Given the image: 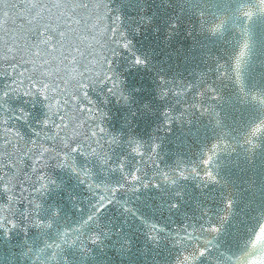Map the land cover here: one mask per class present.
Segmentation results:
<instances>
[{
  "label": "water",
  "instance_id": "water-1",
  "mask_svg": "<svg viewBox=\"0 0 264 264\" xmlns=\"http://www.w3.org/2000/svg\"><path fill=\"white\" fill-rule=\"evenodd\" d=\"M85 2L93 5L90 9L91 31L82 46V50H86L87 45L92 46V54L82 60V63L88 64L89 70L83 76L79 73L62 74L67 88L65 95L72 100L70 107L75 117L82 115L76 111L77 104L91 107L93 113L106 112L108 115L102 118V125L108 132L122 134V141H127L129 136L136 137L146 142L149 150L155 136L160 144L157 157L160 168L144 165L149 177L154 171H170L177 167H197L203 173L200 161L204 159V151L222 137L224 144L231 147L220 152L215 161L213 170L221 183L205 187L197 177H191L170 186L161 183V178L157 177L159 189L150 186L148 189L141 188L139 192L119 190L114 196L115 203L106 209L100 219L102 229H97L95 224L86 225L85 220L94 211L92 205L98 198L110 195L105 187L111 189L124 182L122 175L109 172L95 161L77 158L78 167L91 168V182L100 185L89 190L80 183L78 176L56 168L55 161L49 157L46 171L59 188L53 187L43 198L37 225L26 222L18 229L0 231V264H176L177 257L187 250L175 246L178 236L185 234L183 229L187 227L190 232L195 230L194 234L199 235V230L207 227L209 219L215 221L223 206V196L228 193L237 201L235 214L218 238L213 239L218 236L215 233L201 235V241L207 238L209 243L201 244V247H206L207 254L199 264H238L246 253L245 241L251 231L264 223V138L259 141L262 147L251 153L244 143V136L252 125L264 117V111L250 98L244 101L227 80L216 84L221 99L211 102L215 112L220 114L219 127L210 117L200 116L189 105L198 90L203 91L201 79L205 73H208L209 81L216 79L215 71L209 73V68L215 69L217 62L224 64L225 68L230 67L228 56L238 49L245 30L252 45L244 73L248 90L264 91V15L257 14L251 21L241 16L238 11L241 5L254 8V0ZM103 5H107V10ZM115 10L120 11V19L133 41V51L146 59L148 64L147 67L132 66L130 61L133 57L123 52L117 72L125 81L122 88L128 100L125 102L121 98L117 103L116 98L108 96V103L104 104L102 97L106 93L93 92L91 87H82L80 82L91 85L90 77L100 71L97 61L104 59L106 48L102 46L103 35L111 23L106 13ZM221 22L220 33L213 35L208 31ZM173 24L175 28L171 27ZM73 27L77 31L82 28ZM136 28L140 29L139 34L134 31ZM73 54L81 60L78 52ZM30 67L22 62L15 68L8 62H0V93L11 91L8 86H14L13 78L16 81L23 79L25 83L20 87L27 90ZM21 72L25 75L20 76ZM160 77L173 82L181 80V86L187 85L191 91L180 97L178 102L174 98L160 101L157 99ZM74 92L78 94L72 96ZM85 92L93 105H88ZM166 107L177 116L185 108L188 109L178 122H172L170 131L161 130L165 119L162 112ZM21 109L27 114L26 119L17 118ZM45 119L49 121L47 126L41 123ZM83 119L89 120V114L84 113ZM98 122H101L100 117L95 121L89 120L93 126ZM58 123V118L48 113L44 100L38 95L32 98L13 94L0 108V141L6 133L13 147L25 143L28 147H35L31 141L36 140L37 145H51L52 155H55L54 149L60 145L56 139L59 129L54 126ZM15 132H19L23 141L14 135ZM123 154H126L125 149L121 147L114 159L118 160ZM13 160H20V175L32 176L31 158L25 155L21 159L18 154ZM135 166L134 158L129 157V172ZM177 192L183 194L182 198L176 197ZM3 199L6 201L7 197ZM173 202L178 203L179 208L173 209L170 206ZM125 208L131 211H125ZM206 208L210 209L207 217L204 216ZM15 210L17 219H20V213H26L28 206L18 203ZM57 211L59 214L55 216ZM152 224L164 229L158 234L157 241L148 238L149 225ZM98 234L100 241L93 244L91 238ZM184 243L187 245L189 242Z\"/></svg>",
  "mask_w": 264,
  "mask_h": 264
},
{
  "label": "snow or ice",
  "instance_id": "snow-or-ice-1",
  "mask_svg": "<svg viewBox=\"0 0 264 264\" xmlns=\"http://www.w3.org/2000/svg\"><path fill=\"white\" fill-rule=\"evenodd\" d=\"M254 4V8L242 4L238 9L247 21H251L257 14L264 15V0H254ZM92 7L93 5L85 0H0V62H8L14 68L21 62L24 65H31L27 76V80L30 81L28 89L24 90L20 87L25 83L23 79L16 81L13 78L14 86H8L11 91L0 93V108L7 104V98L10 95L19 93L32 98L38 95L44 100L48 113L55 115L59 120V123L54 126L59 129L56 139L60 141L59 147L54 149L55 155H52L51 145H37V141L33 140L31 144L35 147H28L26 143L16 144L13 147L9 135L7 133L4 135L3 140L0 141V231L18 229L26 222L34 226L38 224L43 208V198L53 187L59 188L56 181L46 171L49 167V157L55 161L56 168L70 171L78 176L80 183L86 185L89 190L98 188L100 185L91 182L93 179L91 168L78 167L77 158L95 161L109 172L122 175L124 182L111 189L105 187L104 190L110 192V195L100 196L98 201L92 205L94 211L90 212L85 220L86 225L95 224L97 229H102L100 219L106 209L115 203L114 196L119 190L139 192L141 188L148 189L150 186L159 189L160 183L156 182L157 177L161 178V183L170 186H175L179 181H187L191 177H197L205 187L221 183L213 170L216 167L215 161L220 152L227 151L231 147V145L224 144L222 137L204 151V159L200 161L204 169L203 173L198 171L197 167L191 169L177 167L170 171H154L149 177L148 172L144 170V165L151 164L155 169L160 168L157 163L160 144L156 142L155 136L152 138L153 142L149 150L147 143L136 137L129 136L127 141H122V134L108 132L102 125V118L108 115L106 112L93 113L91 107H82L77 104L76 111L82 115L75 117L70 107L72 100L65 95L67 88L64 86L65 77L62 74L79 73L83 76L89 70L88 64L82 63V60L92 54V46L87 45L86 50H82V46L85 45L88 33L91 31L89 25L92 18L90 11ZM103 7L107 10V5ZM119 12L115 10L113 13H106L111 23L103 35L102 46L106 48L104 59L102 62L97 61L101 66L100 71L94 77H90L91 85L80 82L82 87H91L93 92L106 93L102 97L104 104L108 103V96L116 98L117 103L121 98L125 102L128 100L122 88L125 81L122 74L117 72V68L120 67L118 61L123 52L133 57L130 61L132 66L147 67L148 64L146 59L133 51V41L129 39L128 30L120 19ZM222 23L215 24L208 31L213 35L220 33ZM73 25L82 26V28L77 31ZM201 26H204L203 18ZM171 27L175 28L176 25L173 24ZM134 31L139 34L140 29L136 28ZM92 38L95 39V36ZM251 47L245 30L244 38L240 41L238 49L228 56L230 67L225 68L224 64L217 62L215 69L209 68V73L215 71L216 79L209 81L208 73H205L201 79L203 91L198 90L196 97L189 105L191 109L199 112L200 116L214 120L217 127L221 125L220 114L215 112L211 102L221 99L216 87L220 81L227 80L244 101L250 98L264 111V91H249L244 75L250 59ZM74 52L80 54L81 60H77ZM19 75L24 76L25 74L21 72ZM159 83L157 99L160 101L174 98L175 102H178L180 97L186 96L191 91L187 85L181 86V80L173 82L171 79L160 77ZM99 89H104V91L100 92ZM77 94L74 92L72 96ZM84 98L87 99L88 105H93V101L88 99L87 92L84 93ZM187 111L188 109L185 108L181 115L177 116L173 114L171 108L166 107L162 112L165 119L161 130L170 131L172 122H178L183 117V113ZM84 113L89 114V120L95 121L97 117H100L101 122L93 126L89 120L83 119ZM17 118H27L23 109ZM41 123L47 126L49 121L45 119ZM14 135L23 141L19 132H15ZM36 135L39 136V133ZM261 138H264V117L252 125L244 136V143L248 146L250 153L262 147L259 142ZM121 147H124L126 154L120 155L116 160L114 155ZM18 154L21 159L27 155L33 160L30 178L19 174L20 160H13V157ZM129 157L134 158L136 165L131 172L128 170ZM8 161L12 163L9 164ZM175 195L177 198H182L183 194L177 192ZM5 196L6 201L3 199ZM18 203H26L28 206L26 213H20V219H17L15 210V205ZM236 203L231 193H228L223 196V206L215 221L209 219L207 227L199 230V235L194 234L195 230L190 232L187 227L183 229L185 234L178 236L175 246L185 247L187 250L177 257L176 264H199V261L207 254L206 247H201V244L209 243L207 238H204L202 242L201 235L218 234L213 239L222 235L224 226L235 214ZM170 206L173 209L179 208V204L175 202ZM125 211H131V209L125 208ZM209 212L210 209L206 208L204 216L207 217ZM58 214V211L54 212L55 216ZM149 228L148 238L151 241H157L158 234L164 231L162 227L155 224L149 225ZM99 241V234L91 238L93 244ZM185 241L189 243L185 245ZM245 248L246 253L240 258L238 264H264V223L251 231L245 241Z\"/></svg>",
  "mask_w": 264,
  "mask_h": 264
}]
</instances>
